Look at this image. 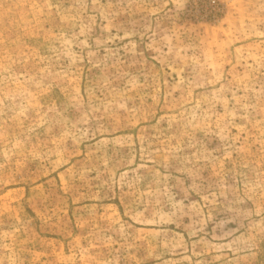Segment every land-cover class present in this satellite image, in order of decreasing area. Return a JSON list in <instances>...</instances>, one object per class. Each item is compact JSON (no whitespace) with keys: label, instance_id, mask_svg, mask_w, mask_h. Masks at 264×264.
I'll return each instance as SVG.
<instances>
[{"label":"rangeland","instance_id":"obj_1","mask_svg":"<svg viewBox=\"0 0 264 264\" xmlns=\"http://www.w3.org/2000/svg\"><path fill=\"white\" fill-rule=\"evenodd\" d=\"M0 264H264V0H0Z\"/></svg>","mask_w":264,"mask_h":264}]
</instances>
